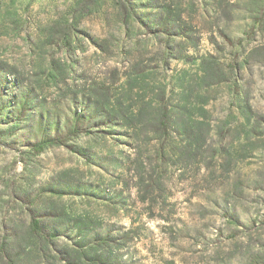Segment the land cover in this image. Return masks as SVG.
Returning a JSON list of instances; mask_svg holds the SVG:
<instances>
[{"label":"rangeland","instance_id":"obj_1","mask_svg":"<svg viewBox=\"0 0 264 264\" xmlns=\"http://www.w3.org/2000/svg\"><path fill=\"white\" fill-rule=\"evenodd\" d=\"M0 264H264V0H0Z\"/></svg>","mask_w":264,"mask_h":264},{"label":"trees","instance_id":"obj_2","mask_svg":"<svg viewBox=\"0 0 264 264\" xmlns=\"http://www.w3.org/2000/svg\"><path fill=\"white\" fill-rule=\"evenodd\" d=\"M219 64V62H218ZM237 71L239 72L241 70V66L239 64H237L236 66ZM71 132L73 133H79L80 130L77 127V124H73L71 127ZM60 137H58L59 139ZM57 141V138L53 137V138H46L43 137L42 139L38 140L37 142H35V147L39 149V151H42L47 145H50L52 143H55ZM60 141V140H58ZM31 228L33 231H36L37 233H43L44 232V228L42 227V225L40 224L38 219H33L32 223H31Z\"/></svg>","mask_w":264,"mask_h":264}]
</instances>
